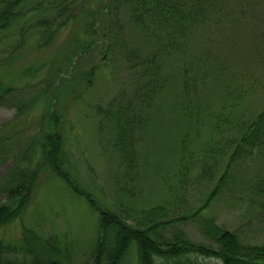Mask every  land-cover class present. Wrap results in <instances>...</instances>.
Masks as SVG:
<instances>
[{"label":"rangeland","instance_id":"rangeland-1","mask_svg":"<svg viewBox=\"0 0 264 264\" xmlns=\"http://www.w3.org/2000/svg\"><path fill=\"white\" fill-rule=\"evenodd\" d=\"M251 1L256 2L252 5L256 9L250 16L209 27L197 34L182 55L159 60L163 63L166 87L147 108L142 106L139 97L142 84L139 72L124 60L102 51L111 40L105 38L94 45L93 51L81 56L77 63L73 61L68 66L63 63L75 47L73 40L82 37L79 24L64 28L51 45L42 48H36L42 43L37 36L27 37L25 43L17 41L15 35L4 39L0 43V80L11 81L17 93L12 103L0 107V128L8 122L14 127L25 116L26 127L17 131L19 134L14 138V147L24 148L28 139L51 130L43 117L50 105L53 104L51 109L60 106L66 166L81 190L102 208L116 212L120 209L133 212L163 204L171 198V187L177 184L181 141L186 138L189 151L202 146L209 133V111L216 110L220 98L224 99L235 89L247 93L237 110L244 113L242 117L247 121L264 109V0ZM78 2L79 8L84 0ZM103 2L94 0L91 6L100 9ZM101 15L106 27L108 17L105 12ZM121 26L127 47L140 49L142 56L147 55L151 49L139 30L126 17ZM13 52L17 56L10 60ZM191 59L194 65H199L198 74L190 77L192 84L189 83L195 84L196 96L190 91L186 97L182 74L191 65ZM29 67H39L38 73L32 78L22 77L21 73ZM92 67H95L93 77L79 83L75 80L76 74L88 73ZM55 69L63 70L48 78ZM73 88L75 95L71 92ZM19 99L29 104L25 114L18 109ZM186 106L194 116L201 117L200 122L191 120L190 129L183 123V120L190 123L182 114ZM120 109L124 110L125 121L135 120L141 125L132 127L134 154L130 165L122 162L113 148L117 132L112 116ZM231 134L237 136L235 132ZM36 157H40L39 153ZM12 163L0 165V177ZM222 165L221 169V161L215 165L209 160L211 177L207 179L199 178V168L188 175L178 217L193 214L203 204L223 173V162ZM257 183H264V145L250 157L232 164L225 188L198 218L161 229L159 236L171 241L182 232L190 241L216 247L204 234L205 223L212 221L236 234L243 244L264 245V196L259 193ZM5 198L0 185V202ZM24 228L40 238L59 240L70 256L68 264H89L99 240V214L60 178L42 170L24 213L0 230V243L21 245ZM6 255L16 264L32 263L33 257L23 250ZM127 263L138 264L135 248L131 249ZM159 264L221 263L215 258L191 254L180 259L159 260Z\"/></svg>","mask_w":264,"mask_h":264},{"label":"trees","instance_id":"trees-1","mask_svg":"<svg viewBox=\"0 0 264 264\" xmlns=\"http://www.w3.org/2000/svg\"><path fill=\"white\" fill-rule=\"evenodd\" d=\"M93 1L84 0L78 8V0H0V43L14 35L21 43H25L27 37L37 36L42 43L36 48H42L51 45L64 28L79 24L82 37L73 40L75 47L63 63L67 66L73 61L77 63L81 56L93 51L94 45L102 43L105 38L111 40L112 43L103 47L102 51L111 57L124 60L128 66L139 72L142 80L139 97L145 108L150 107L151 100L166 87L162 74L163 63L159 60L182 55L196 40L197 34L229 20L242 21L241 18L248 14L250 16L256 9L252 7L256 2L251 0H104L100 9L91 6ZM103 12L108 17L106 27L103 26ZM125 17L150 46L151 50L147 55L142 56L140 49L128 48L123 41L121 22ZM15 52L10 60L17 56ZM189 64L191 65L185 67L182 74L183 93L186 97L191 92L196 96L195 84L191 86L189 83L192 84L190 77L194 78L198 74L199 67L194 65L192 59ZM38 68L29 67L21 76L32 78L38 73ZM62 70H52L48 78L57 76ZM94 70L95 67H92L88 73L81 72L74 78L78 83L80 80L85 81L86 78L93 77ZM16 90L11 81L0 80V107H6L13 102ZM74 91L73 88L71 92ZM246 94L235 89L224 99L220 98L216 110L209 111V133L201 147L189 151L186 138L181 141L178 180L176 186L170 189L171 198L161 205L133 212L104 209L91 195L78 187L66 166V142L60 131L61 116L58 114L60 106L51 109L53 104L50 105L43 117L51 130L28 139L25 147L21 149L14 147V138L19 134L17 131L26 127V117L21 116L20 119H23L15 123L14 127L10 122L2 125L0 165L9 161L13 163L6 174L0 177L1 190L6 197L4 202H0V230L21 217L31 202L41 171L47 170L60 178L77 195L83 196L89 206L99 214V240L89 264H128L127 257L132 248L136 249L138 264H159V260L180 259L191 254L215 258L221 264H264V245L243 244L236 234L223 230L212 221L205 223L204 234L216 247L190 241L182 232L171 241L162 240L158 233L177 222L198 218L225 188L232 164L250 157L256 149L264 145V109L249 121L242 117L243 112L237 111ZM18 104L19 111L25 114L29 104L22 99L18 100ZM182 114L190 120V123L183 120L186 128L191 127L192 119L200 122L201 117L194 116L187 106ZM123 116V109L112 116L114 131L117 132L113 148L121 156L122 162L130 165L133 162L131 156L134 154L132 127L135 125L140 128L141 125H137L135 120L125 121ZM193 122L197 124L194 120ZM231 132H235L237 136L232 137ZM185 136L187 137V133ZM38 153L39 158L36 157ZM209 160H213L215 165H219L221 161V169L222 162L224 164L217 185L193 214L178 217L183 207L188 175L199 168V178H210L211 172L207 166ZM257 187L264 196V183H257ZM23 232L22 244L19 246L0 243V264H16L6 254L21 253L22 250L33 257L31 264H68L71 261L67 249L61 246L59 240L40 238L25 228Z\"/></svg>","mask_w":264,"mask_h":264}]
</instances>
